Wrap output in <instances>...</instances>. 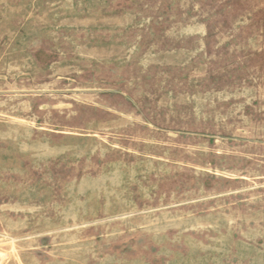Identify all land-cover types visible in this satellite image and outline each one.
Segmentation results:
<instances>
[{
  "label": "rangeland",
  "instance_id": "1",
  "mask_svg": "<svg viewBox=\"0 0 264 264\" xmlns=\"http://www.w3.org/2000/svg\"><path fill=\"white\" fill-rule=\"evenodd\" d=\"M0 264H264V0H0Z\"/></svg>",
  "mask_w": 264,
  "mask_h": 264
}]
</instances>
